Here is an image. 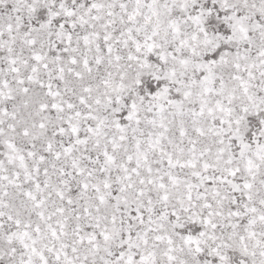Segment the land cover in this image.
<instances>
[{
  "label": "snow or ice",
  "instance_id": "snow-or-ice-1",
  "mask_svg": "<svg viewBox=\"0 0 264 264\" xmlns=\"http://www.w3.org/2000/svg\"><path fill=\"white\" fill-rule=\"evenodd\" d=\"M0 264H264V0H0Z\"/></svg>",
  "mask_w": 264,
  "mask_h": 264
}]
</instances>
